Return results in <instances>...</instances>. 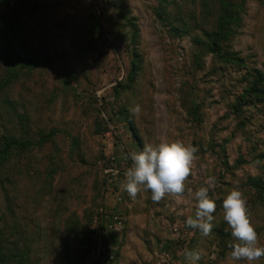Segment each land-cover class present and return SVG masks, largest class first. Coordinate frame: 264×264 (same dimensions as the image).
<instances>
[{
    "label": "rangeland",
    "instance_id": "374dc122",
    "mask_svg": "<svg viewBox=\"0 0 264 264\" xmlns=\"http://www.w3.org/2000/svg\"><path fill=\"white\" fill-rule=\"evenodd\" d=\"M159 138L198 148L186 190L133 200L126 156ZM236 186L264 246V0H0V264H249Z\"/></svg>",
    "mask_w": 264,
    "mask_h": 264
},
{
    "label": "clouds",
    "instance_id": "9594fccd",
    "mask_svg": "<svg viewBox=\"0 0 264 264\" xmlns=\"http://www.w3.org/2000/svg\"><path fill=\"white\" fill-rule=\"evenodd\" d=\"M133 116L140 113V106L129 109ZM198 148L185 144L180 139L159 138L157 142L146 143L142 150L129 152L126 159L131 164L124 171L123 188L129 197L136 199L143 189L150 191L153 202H160L166 195H183L185 182L191 175L192 165ZM215 183L214 178L208 181ZM195 200L194 215L185 221L192 229L199 230L203 237L211 234L217 205L209 195V187L201 186L193 192ZM222 218L230 230L232 241L228 243L229 256L233 261H248L249 264L264 257V246L259 242L258 233L251 222L244 193L238 186L226 191L222 198ZM185 258L195 264L200 254L189 249L184 250Z\"/></svg>",
    "mask_w": 264,
    "mask_h": 264
},
{
    "label": "trees",
    "instance_id": "16d2710c",
    "mask_svg": "<svg viewBox=\"0 0 264 264\" xmlns=\"http://www.w3.org/2000/svg\"><path fill=\"white\" fill-rule=\"evenodd\" d=\"M211 50H215L216 49V47H215V44H212V46H211V48H210ZM256 84H253V86H251V91H254L255 89H256ZM262 92V91H261ZM252 183H253V185L254 186H256V187H260V184L259 183H257L256 181H254V180H252ZM261 189H264L262 186H261Z\"/></svg>",
    "mask_w": 264,
    "mask_h": 264
}]
</instances>
